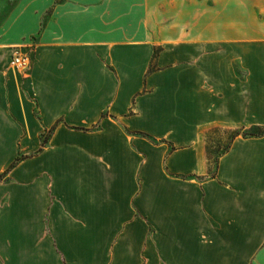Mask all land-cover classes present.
I'll return each mask as SVG.
<instances>
[{
  "label": "crops",
  "instance_id": "1",
  "mask_svg": "<svg viewBox=\"0 0 264 264\" xmlns=\"http://www.w3.org/2000/svg\"><path fill=\"white\" fill-rule=\"evenodd\" d=\"M255 125L264 0H0V264H264Z\"/></svg>",
  "mask_w": 264,
  "mask_h": 264
},
{
  "label": "rangeland",
  "instance_id": "2",
  "mask_svg": "<svg viewBox=\"0 0 264 264\" xmlns=\"http://www.w3.org/2000/svg\"><path fill=\"white\" fill-rule=\"evenodd\" d=\"M127 24H133V23H127ZM160 24V23H158ZM161 25V24H160ZM164 26L163 24L161 27ZM18 49V48H17ZM20 51V50H19ZM31 51L29 50V53ZM28 53V54H29ZM30 66V63H29ZM28 68L25 70H17V69H11L10 67L7 68L12 74H14L17 78H25L28 76ZM29 98L32 100V97L29 96ZM239 130L241 132H246V131H255L253 128H247V129H231V128H213V129H208L206 131V145L208 148V151L210 152L211 157H216L220 155L224 150L227 148L231 136L234 131ZM43 138V136H41ZM211 169H214V162H211Z\"/></svg>",
  "mask_w": 264,
  "mask_h": 264
},
{
  "label": "trees",
  "instance_id": "3",
  "mask_svg": "<svg viewBox=\"0 0 264 264\" xmlns=\"http://www.w3.org/2000/svg\"><path fill=\"white\" fill-rule=\"evenodd\" d=\"M80 128H82V129H84L83 127H80ZM249 128H253V130H255V131H246V132H241V131H239V130H236V131H234L233 132V134H232V136H231V140L233 139V138H235L237 135H239V134H242V135H249V136H258V135H262V134H264V126H259V125H255V126H251V127H249ZM52 130V128H50L49 130H48V132L47 133H45V134H43V139H42V141H41V147L43 146V144L47 141V138H48V135H49V132ZM229 145V144H228ZM227 148H228V146H227ZM226 148V149H227ZM225 149V150H226ZM224 150V151H225ZM219 156V155H218ZM218 156H216V157H211L210 156V152L208 151V148H207V158H208V160L210 161V162H214V166L216 165V163H217V159H218ZM23 158V156H17V157H15V159L9 164V166L7 167V169H6V171H9L10 169H12L15 165H16V163L20 160V159H22ZM5 171V172H6ZM214 173L215 172H213V175H214Z\"/></svg>",
  "mask_w": 264,
  "mask_h": 264
},
{
  "label": "built area",
  "instance_id": "4",
  "mask_svg": "<svg viewBox=\"0 0 264 264\" xmlns=\"http://www.w3.org/2000/svg\"><path fill=\"white\" fill-rule=\"evenodd\" d=\"M30 63L29 57L26 53L21 51H14L10 65L13 69L25 70Z\"/></svg>",
  "mask_w": 264,
  "mask_h": 264
}]
</instances>
